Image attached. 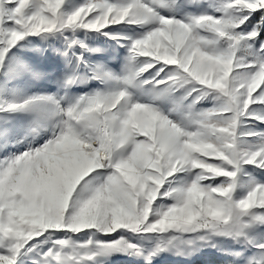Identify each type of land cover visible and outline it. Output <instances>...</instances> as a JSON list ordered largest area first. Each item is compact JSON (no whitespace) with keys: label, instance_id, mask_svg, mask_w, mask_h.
<instances>
[{"label":"snow or ice","instance_id":"snow-or-ice-1","mask_svg":"<svg viewBox=\"0 0 264 264\" xmlns=\"http://www.w3.org/2000/svg\"><path fill=\"white\" fill-rule=\"evenodd\" d=\"M264 264V0H0V264Z\"/></svg>","mask_w":264,"mask_h":264},{"label":"rangeland","instance_id":"rangeland-1","mask_svg":"<svg viewBox=\"0 0 264 264\" xmlns=\"http://www.w3.org/2000/svg\"><path fill=\"white\" fill-rule=\"evenodd\" d=\"M199 258L202 259V257H194L192 259L191 263H193L196 259H199ZM171 260H172V258H170V257H162L160 260L157 261V264L170 262ZM118 263L130 264V262H127L124 257H115L112 261V264H118Z\"/></svg>","mask_w":264,"mask_h":264},{"label":"trees","instance_id":"trees-1","mask_svg":"<svg viewBox=\"0 0 264 264\" xmlns=\"http://www.w3.org/2000/svg\"><path fill=\"white\" fill-rule=\"evenodd\" d=\"M118 264H121V263H118ZM128 264V263H127ZM160 264H169V262H166V263H160ZM191 264H203V258L202 259H196L193 263Z\"/></svg>","mask_w":264,"mask_h":264}]
</instances>
